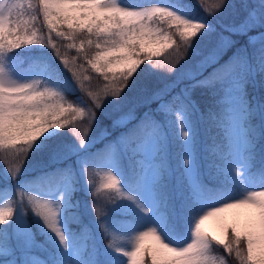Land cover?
Instances as JSON below:
<instances>
[{"label":"trees","instance_id":"1","mask_svg":"<svg viewBox=\"0 0 264 264\" xmlns=\"http://www.w3.org/2000/svg\"><path fill=\"white\" fill-rule=\"evenodd\" d=\"M121 1L135 6L156 0ZM160 1L220 32L246 25L252 14L258 21L245 32H231V44L202 66L207 47L199 39L206 31L184 35L164 21L170 42L147 57L137 52L139 29L127 26L116 12L68 18L65 8L48 0H6L0 71L16 81L34 79L35 90L10 99L0 86V125L23 123V113L36 112L35 122L52 131L0 140V264H174L171 256L153 259L148 245L128 260L121 250L156 214L163 218V238L179 245L189 239L202 211L263 186L264 0ZM198 42L203 47L197 50ZM116 49L139 54L136 67L116 69V60L103 58ZM133 102L140 103L130 120L111 126L110 120ZM242 110L248 111L242 124L251 144L242 154L250 167L247 176L234 180L225 169L231 143L227 125ZM178 117L190 125L194 181L179 162L185 144L175 131ZM98 125L106 134L78 156L55 157L56 146L95 134ZM152 139V155L140 152L142 142ZM110 154L119 179L103 177L102 164ZM151 160L159 164V173L143 184V169ZM60 183L67 202L54 210L44 205L40 192ZM16 203L31 235L26 247L16 246L10 233L8 217ZM225 236L221 241L208 237L195 264H255L245 235L227 230Z\"/></svg>","mask_w":264,"mask_h":264},{"label":"rangeland","instance_id":"2","mask_svg":"<svg viewBox=\"0 0 264 264\" xmlns=\"http://www.w3.org/2000/svg\"><path fill=\"white\" fill-rule=\"evenodd\" d=\"M53 6H61L67 10L66 16L73 18L75 15L83 19L91 15L102 17L104 13L116 12L122 17V21L131 28H138L141 40L138 43L139 54L156 55L164 47H166L170 40L165 30L162 28V23L166 21V26L169 25L177 28L184 35L201 34L198 48L205 44L207 52L204 53L199 63L205 65L213 58L220 55L224 48L231 44V32H245L249 27L251 21L256 23L258 17L251 15V20L247 21L246 25H232L222 28V31L214 30L212 24L205 23L200 17L188 15L179 6H174L170 3H165L160 0L151 1L143 5H129L121 0H48ZM8 4L6 0H0V30L6 23L8 14ZM53 15V14H51ZM213 37V38H212ZM255 36H251L254 39ZM133 57L131 53L125 52L123 49L109 50L105 52L103 58H111L116 60L112 62L114 68L119 69H133L138 64L137 56ZM176 66L179 67L178 64ZM180 68V67H179ZM253 72V68L251 69ZM181 70L179 73H183ZM183 74H188L185 72ZM34 79H23L16 81L8 77L0 71V86L4 96L8 98L14 97L17 93L27 92L32 94L35 90ZM6 93V94H5ZM140 102H133L124 111H119L118 115L110 120L111 126L120 127L129 121L135 114L134 108ZM117 111L119 108H116ZM8 113V111H7ZM29 112L22 114V122L18 123H3L0 125V140L6 138L18 140L19 137H34V135H42L52 131L51 127L44 125L40 126L35 122V114ZM248 111L242 110L237 115V119L227 125V133L231 143L228 147V156L225 161V169L234 180L244 178L247 169L250 167L249 161L242 154L243 148H249L251 144L248 142L245 127H243L242 120L247 116ZM94 114H90L89 124L94 126ZM177 134L185 144L184 150L179 156V162L184 169V174L191 180H195L193 152L190 148V125L186 118L178 117L176 123ZM97 132L93 134L90 132L88 137L77 139L72 143L64 144L63 146H56L54 155L56 158L67 159L70 156H78L88 145L106 134V128L98 125ZM154 140L142 142L139 146V151H144L149 156L152 155L155 149ZM52 156V158H55ZM115 156L110 154L106 162L102 164L103 177L111 179L115 177L119 179L117 173ZM143 169L142 183H148L159 173V164L155 160H151L145 164ZM5 174L9 173L4 171ZM81 175L78 173V178ZM90 184L91 182H87ZM67 189L62 183L57 186H49L45 191L40 192L44 205H49L54 210H59L60 206L64 205L66 201ZM150 207V206H149ZM15 208L8 220L11 225L10 233L13 237L16 246H28L31 242V235L24 224V219L21 214L18 203L14 205ZM4 208L0 205V216L3 215ZM151 221L146 227L139 229L135 234L128 239L127 245L121 250L126 256V260L136 252V249L141 245H148L153 259L159 260L162 256L173 257L174 264H195L197 256L201 247L206 243L208 237H213L216 240H224L227 230H234L238 234L246 236V246L248 256L255 262V264H264V183L258 189L246 191L240 198L230 200L221 204L220 206H212L202 211L199 217L193 224V228L189 234V239L185 242L176 245L167 242L163 238L161 224L163 218L160 215L151 216ZM126 262V261H124Z\"/></svg>","mask_w":264,"mask_h":264}]
</instances>
